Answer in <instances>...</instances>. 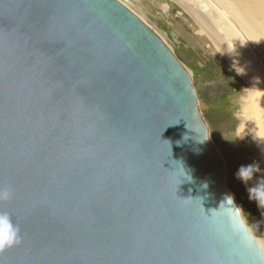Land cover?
Masks as SVG:
<instances>
[{
  "label": "water",
  "instance_id": "1",
  "mask_svg": "<svg viewBox=\"0 0 264 264\" xmlns=\"http://www.w3.org/2000/svg\"><path fill=\"white\" fill-rule=\"evenodd\" d=\"M6 186L0 264H264L191 73L120 0H0Z\"/></svg>",
  "mask_w": 264,
  "mask_h": 264
},
{
  "label": "rangeland",
  "instance_id": "2",
  "mask_svg": "<svg viewBox=\"0 0 264 264\" xmlns=\"http://www.w3.org/2000/svg\"><path fill=\"white\" fill-rule=\"evenodd\" d=\"M146 1L145 6L134 2L129 4L164 39L191 73L199 110L208 126L210 140L224 162L226 186L238 207L243 209L242 219L258 241L264 244V208L250 198L248 191L260 179H251L245 183L237 177L241 166L253 163L260 168L254 174L264 177V158L259 155L257 147L251 144L247 124L243 130V135L246 136L237 138L240 135V122L234 118L233 113L244 94L243 89L248 88L245 78L236 66L237 61H228L226 51H222L194 30L192 24H196L197 19L186 10L183 2Z\"/></svg>",
  "mask_w": 264,
  "mask_h": 264
},
{
  "label": "bare ground",
  "instance_id": "3",
  "mask_svg": "<svg viewBox=\"0 0 264 264\" xmlns=\"http://www.w3.org/2000/svg\"><path fill=\"white\" fill-rule=\"evenodd\" d=\"M120 1L135 13L136 10L129 2L141 6L147 4L146 0ZM179 1L183 2L186 10L197 19L196 24H192L194 30L222 51H226L228 61H237L236 66L245 78L248 88L253 86L264 88V0ZM144 21L152 27L146 20ZM247 125L251 144L257 147L259 155L264 158V143L253 139L252 135L256 133L254 124L247 123ZM243 130L244 127L238 131L240 135L244 134ZM255 178L264 183L261 181L264 179L263 175L254 174L252 179ZM259 243L264 249L263 242L259 241Z\"/></svg>",
  "mask_w": 264,
  "mask_h": 264
},
{
  "label": "clouds",
  "instance_id": "4",
  "mask_svg": "<svg viewBox=\"0 0 264 264\" xmlns=\"http://www.w3.org/2000/svg\"><path fill=\"white\" fill-rule=\"evenodd\" d=\"M242 72V71H241ZM243 95L233 113L234 118L240 122L238 131L246 126L247 123L254 124L256 133L252 135L253 139L264 143V88L253 86L243 89ZM246 135H238L237 138H244ZM184 174L187 175L182 164ZM258 164H249L241 166L237 177L241 181H247L253 178L254 173L259 172ZM191 178V177H190ZM261 181H264L262 179ZM250 198L255 199L259 206L264 208V183H258L255 187L248 189ZM13 190L10 187L0 189V200H9L13 197ZM227 201L233 203V198L229 196ZM237 211L243 212L242 208L237 207ZM22 242L21 229L16 224L11 215L7 212H0V254L6 249L17 246Z\"/></svg>",
  "mask_w": 264,
  "mask_h": 264
}]
</instances>
